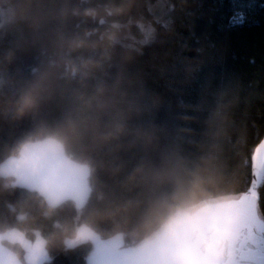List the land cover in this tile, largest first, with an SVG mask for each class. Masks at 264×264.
<instances>
[{
	"label": "clouds",
	"instance_id": "clouds-1",
	"mask_svg": "<svg viewBox=\"0 0 264 264\" xmlns=\"http://www.w3.org/2000/svg\"><path fill=\"white\" fill-rule=\"evenodd\" d=\"M90 5L0 0V117L33 120L0 158V193H24L6 204L14 222L0 221V264H51L53 248L82 247L122 264H233L245 197L208 191L214 178L156 121L159 98L115 62L107 17L118 10Z\"/></svg>",
	"mask_w": 264,
	"mask_h": 264
},
{
	"label": "trees",
	"instance_id": "trees-1",
	"mask_svg": "<svg viewBox=\"0 0 264 264\" xmlns=\"http://www.w3.org/2000/svg\"><path fill=\"white\" fill-rule=\"evenodd\" d=\"M90 6L101 15L118 10L107 17L117 26L115 62L159 98L156 121L176 134L190 168L214 178L208 191H253L264 219V186L256 192L251 184V156L264 139V0H91ZM32 126L31 117H0V158ZM101 180L113 185L107 175ZM23 198L19 190L0 193V221L14 222L6 204ZM141 212L134 210L129 222ZM37 223L51 231L50 221ZM100 227L110 231L112 224ZM88 254L87 247L53 248L51 264H86Z\"/></svg>",
	"mask_w": 264,
	"mask_h": 264
},
{
	"label": "water",
	"instance_id": "water-1",
	"mask_svg": "<svg viewBox=\"0 0 264 264\" xmlns=\"http://www.w3.org/2000/svg\"><path fill=\"white\" fill-rule=\"evenodd\" d=\"M264 139L256 146L251 156V184L257 192L264 186V177L257 179L255 171L257 165L264 159V150L261 157H257V149ZM247 229L244 238L237 242L232 249L233 264H264V219L258 208V194L244 195ZM86 264H122L121 257L101 250L95 256L86 257Z\"/></svg>",
	"mask_w": 264,
	"mask_h": 264
},
{
	"label": "snow or ice",
	"instance_id": "snow-or-ice-1",
	"mask_svg": "<svg viewBox=\"0 0 264 264\" xmlns=\"http://www.w3.org/2000/svg\"><path fill=\"white\" fill-rule=\"evenodd\" d=\"M261 150H264V142L258 147L257 149V157H261ZM255 175L257 176V179H260L264 177V159H261V162L257 165Z\"/></svg>",
	"mask_w": 264,
	"mask_h": 264
},
{
	"label": "built area",
	"instance_id": "built-area-1",
	"mask_svg": "<svg viewBox=\"0 0 264 264\" xmlns=\"http://www.w3.org/2000/svg\"><path fill=\"white\" fill-rule=\"evenodd\" d=\"M251 194H254V192L253 191H250V190L244 192V195H251Z\"/></svg>",
	"mask_w": 264,
	"mask_h": 264
}]
</instances>
